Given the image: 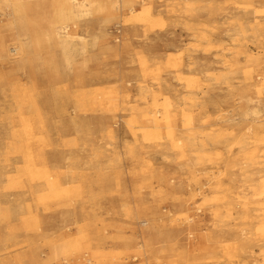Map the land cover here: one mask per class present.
I'll list each match as a JSON object with an SVG mask.
<instances>
[{"label":"rangeland","instance_id":"rangeland-1","mask_svg":"<svg viewBox=\"0 0 264 264\" xmlns=\"http://www.w3.org/2000/svg\"><path fill=\"white\" fill-rule=\"evenodd\" d=\"M208 1L81 18L67 53L0 0V264H264V132L237 143L264 120V0Z\"/></svg>","mask_w":264,"mask_h":264},{"label":"bare ground","instance_id":"bare-ground-1","mask_svg":"<svg viewBox=\"0 0 264 264\" xmlns=\"http://www.w3.org/2000/svg\"><path fill=\"white\" fill-rule=\"evenodd\" d=\"M243 1L249 5L254 4L252 0H210L204 5L202 14L205 17L224 16L229 14L237 19L245 17L248 15L246 13H248L250 9L240 10V7L236 6L239 2ZM125 2V0H1L2 4L12 7L11 16L20 19L19 24L22 26V30L26 31L29 28L36 29L37 34L35 41L38 45H54L60 47L67 53H72L78 49L79 45H84L85 38L83 36L70 32L72 26L73 29H77L76 22L81 18L89 17L90 15L107 18L115 16L117 13L123 14L124 12H130L134 16L136 14V8L143 4V10L136 14L135 18L140 19L143 24L148 27H152V25H155L158 22V18L154 14L153 0H140L137 3H134L133 1ZM230 3L232 9L229 7ZM251 11L252 14L262 15L264 17V10ZM48 13H50V16H53L52 20L47 18ZM44 19L47 20V22L43 23L42 21ZM194 19L196 20L194 23L191 22L186 25L188 30H194L202 25L201 21L198 20V17L195 16ZM70 22L72 24H70ZM240 24L242 23L238 22L236 26ZM216 31L217 28L214 27L210 32L215 33ZM239 36L241 35L239 34ZM198 37H207V39H209L208 33L204 32ZM76 41H78V44L75 43ZM25 44L22 43L19 48H16L17 51L22 50L24 52L23 59L26 58L25 55L27 53ZM231 46L237 47L238 41H234ZM6 51L5 44L1 42L0 57L4 56L2 53ZM262 75H264V73H262ZM162 96V91L155 90L154 86L144 88L141 92L140 97L144 98L146 108H154L156 111V114H154L153 119L151 120L154 121V123H161L163 118H167V112L174 108V105L169 102L162 106L159 103V99ZM151 97L153 98V103L149 102V98ZM132 111H134L133 114L143 112L142 109H132ZM161 112H163V114ZM163 115L164 117H162ZM250 122L252 123V127L248 129L247 133L239 136L237 143L246 142L247 139H254L258 136L257 132L259 131L264 132V120L251 118ZM246 135L247 137H245ZM258 197L259 198L256 199L257 203L259 200L263 199L262 193H259Z\"/></svg>","mask_w":264,"mask_h":264}]
</instances>
